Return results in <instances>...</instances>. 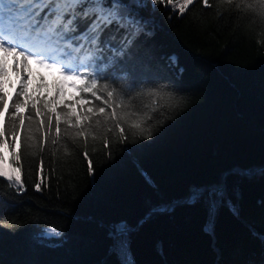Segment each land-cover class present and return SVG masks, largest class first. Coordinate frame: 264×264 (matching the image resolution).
<instances>
[{"label": "trees", "instance_id": "trees-1", "mask_svg": "<svg viewBox=\"0 0 264 264\" xmlns=\"http://www.w3.org/2000/svg\"><path fill=\"white\" fill-rule=\"evenodd\" d=\"M142 3L140 15L150 22L122 57L136 82L121 73L101 83L126 102L132 97L130 110L141 113L154 99L149 92H160L159 110L147 122L151 135L124 125L121 140L101 117L92 129L97 138L89 136L86 145L82 137L62 135L43 151L18 149L21 161L14 165L21 166L24 190L0 177V264H118L109 231L119 221L130 227L140 221L129 235L135 264H264V23L238 9L237 0H209L211 7L197 0L183 14L172 5ZM122 36L123 30L116 43ZM31 67L50 86L59 75L35 62ZM71 83L66 103L80 95ZM41 161L47 179L37 191ZM234 167L252 174L237 175ZM224 173L238 212L221 207L212 232L203 201L147 214L185 198L192 187L216 184ZM48 226L60 235H41Z\"/></svg>", "mask_w": 264, "mask_h": 264}, {"label": "snow or ice", "instance_id": "snow-or-ice-1", "mask_svg": "<svg viewBox=\"0 0 264 264\" xmlns=\"http://www.w3.org/2000/svg\"><path fill=\"white\" fill-rule=\"evenodd\" d=\"M151 2L172 5L173 10L178 9L183 14L197 0ZM202 2L205 7H211L209 0ZM224 2L231 4L233 0ZM236 6L252 11L264 23V0H237ZM145 7L142 0H0V177L10 186L24 190L21 166H13L20 165L18 149L39 145L43 151L49 139L57 144L62 135L73 140L82 137L86 145L89 136L93 140L97 138L92 129L101 126V117L105 125L112 122L119 130L121 140L126 139L124 125L133 134L151 135L147 122L153 118L151 113L159 110L160 92L155 89L149 92L154 99L145 105L149 111L141 113L130 110L132 97L126 102L115 88L101 83L121 73L136 82L131 70L124 67L126 62L122 57L128 54V49L150 22L140 15ZM121 30L123 36L116 43ZM32 62L59 74L53 78L51 86L42 76L34 75ZM10 69L16 77L15 83L10 78ZM35 80H39L38 86H34ZM68 81H72L71 87L80 93L70 103L64 99ZM166 95L174 99L172 93ZM113 127L107 131H113ZM9 136L14 146L12 163L8 162L6 151ZM22 138L30 143H17ZM104 146L108 147L107 138ZM84 155L87 158L88 153L85 151ZM88 171L94 173L90 159ZM235 174L250 176L252 171L240 170ZM260 175L264 176V168L260 169ZM46 179L41 161L35 184L37 191L42 184L46 186ZM226 181L224 176L216 184L195 186L187 197L190 203L203 201L206 204L209 232L214 230L221 207L238 212L228 198ZM130 231L125 221L116 222L109 231L112 240L109 251L117 257L118 264H135L130 251ZM44 235L60 234L52 229Z\"/></svg>", "mask_w": 264, "mask_h": 264}, {"label": "water", "instance_id": "water-1", "mask_svg": "<svg viewBox=\"0 0 264 264\" xmlns=\"http://www.w3.org/2000/svg\"><path fill=\"white\" fill-rule=\"evenodd\" d=\"M259 166L255 167V168H258ZM234 170L235 171H240V170H247V169H243L241 167H234ZM225 176V173L223 174V177ZM192 189V188H191ZM188 196H186L185 198H178V199H173L172 201H170L169 203L165 204L164 206L162 207H157V208H154L152 209L150 212H148L147 214L153 212V211H156V210H163V211H166V210H171V208L175 205V204H179V203H183V202H187L188 199H187ZM146 216V215H145ZM140 221L138 222V224L134 227H130L131 231L136 229L139 225Z\"/></svg>", "mask_w": 264, "mask_h": 264}, {"label": "rangeland", "instance_id": "rangeland-1", "mask_svg": "<svg viewBox=\"0 0 264 264\" xmlns=\"http://www.w3.org/2000/svg\"><path fill=\"white\" fill-rule=\"evenodd\" d=\"M9 64H11V58H9ZM32 68V67H31ZM32 71H33V73H34V75H39V76H41L42 74L40 73V71L39 70H37V69H33L32 68ZM49 74V73H48ZM50 76L51 75H47V79L48 78H50ZM10 78H11V80L13 81V83H15V81H16V77H15V75H12L11 74V69H10ZM38 84H39V80H35V83H34V86H38ZM69 84H70V81H69ZM72 84V83H71ZM71 87V86H70ZM71 88H73V87H71ZM70 88V89H71ZM6 151L9 153V149L7 148L6 149ZM8 162L9 163H11L10 161H9V157H8ZM13 166H15L14 164H13ZM193 188V187H192ZM52 229H54L53 227H50V226H48V227H45V228H43V230H42V232H41V235H43V236H45V237H56L55 235H51V236H46V235H44V233H46V232H48L49 230H52ZM56 231V230H55ZM57 232V231H56Z\"/></svg>", "mask_w": 264, "mask_h": 264}]
</instances>
